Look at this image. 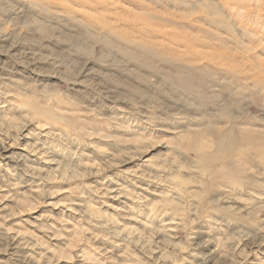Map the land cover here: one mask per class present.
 <instances>
[{"label": "rangeland", "instance_id": "374dc122", "mask_svg": "<svg viewBox=\"0 0 264 264\" xmlns=\"http://www.w3.org/2000/svg\"><path fill=\"white\" fill-rule=\"evenodd\" d=\"M263 139L264 0H0V264H264Z\"/></svg>", "mask_w": 264, "mask_h": 264}, {"label": "bare ground", "instance_id": "6f19581e", "mask_svg": "<svg viewBox=\"0 0 264 264\" xmlns=\"http://www.w3.org/2000/svg\"><path fill=\"white\" fill-rule=\"evenodd\" d=\"M116 31H117V28H116ZM153 32L154 33H157L156 31H153ZM162 33H164V35L171 36V33L168 32V31H162ZM189 41L191 43V47L196 48L195 49V52L198 53L199 55H201V59H205V63L204 64L206 66H201V68L200 67L195 68L197 66V64H199V62L198 63L194 62V63H192L191 67H188L187 65L184 64V61L183 60L182 61H177L178 65H179L178 68L181 69V70H183V71H185L187 73V76L191 77V83L187 79H181L180 80L182 83L183 82H186L188 85H190V84L193 83L192 82V77H194L195 79H198V80H201V79L205 78L206 74L203 73V72L200 73V71L202 69H204V70L207 71L209 69V66L210 65H212L213 67H215L216 65H219L220 66V64H222V62L220 60L219 61H216L215 60V58L213 57V52H211L209 50H205V49L203 51V49H201V48L199 49V47H205V46L211 47V45H210L209 42L204 41L202 39H197V40L190 39ZM223 65L224 64H222V67H223ZM222 69H223V71H226L227 73H229V71H230L233 75H235V76L237 75V72L235 70H233V69H230V70H227V68H222ZM192 85L194 86V84H192ZM58 125H59V123H58ZM72 129H73V127H72ZM215 135H216V138H215L216 144H217V147L219 148L220 154L232 153V152H238L239 154H241L242 152H241L240 147H245V145L247 144V142H253V141H256V140L258 141V137H255V136H249V137H247V132L245 130L241 131L240 134L237 137H234V136H232V137L231 136H223L220 133H217ZM187 141H189L190 148L193 149V150H195L196 155H197V158H198L199 162L201 163V165L203 167H205L204 171L207 170V168H206L207 164H209L210 162L215 161V160L218 159L216 156L210 155V154L206 153L205 152V148L207 147V145L204 144V143L196 142V141L192 140L190 134H189V136H187ZM41 148H42V146H41ZM211 148H213V147H211ZM36 150H37V148L34 149V151H36ZM219 163H220V161H219ZM211 173H216V171H212Z\"/></svg>", "mask_w": 264, "mask_h": 264}]
</instances>
